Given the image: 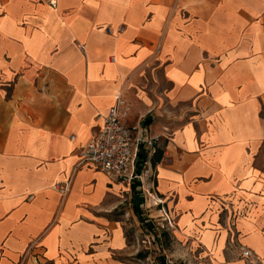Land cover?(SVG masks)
Here are the masks:
<instances>
[{
	"label": "crops",
	"instance_id": "crops-1",
	"mask_svg": "<svg viewBox=\"0 0 264 264\" xmlns=\"http://www.w3.org/2000/svg\"><path fill=\"white\" fill-rule=\"evenodd\" d=\"M50 1L0 0V264H131L130 186L78 166L117 95L176 241L264 253V0Z\"/></svg>",
	"mask_w": 264,
	"mask_h": 264
},
{
	"label": "rangeland",
	"instance_id": "rangeland-1",
	"mask_svg": "<svg viewBox=\"0 0 264 264\" xmlns=\"http://www.w3.org/2000/svg\"><path fill=\"white\" fill-rule=\"evenodd\" d=\"M149 167L142 169L141 181L120 194L117 211L125 224V234L133 256L131 264H264V253L244 247L222 248L219 244L205 249L201 244L179 243L173 235V219H166L160 201L147 182ZM150 176V175H148ZM208 250V251H207ZM250 256L244 258L242 251Z\"/></svg>",
	"mask_w": 264,
	"mask_h": 264
},
{
	"label": "built area",
	"instance_id": "built-area-1",
	"mask_svg": "<svg viewBox=\"0 0 264 264\" xmlns=\"http://www.w3.org/2000/svg\"><path fill=\"white\" fill-rule=\"evenodd\" d=\"M50 3L54 4L53 0ZM159 147L160 137L149 134L144 120L131 122L128 105L121 95H117L101 126L78 150V166L103 172L115 181L131 186L135 180L141 181L142 169L151 167L150 159ZM165 216L168 220L167 212ZM242 256L248 258L250 252L243 250Z\"/></svg>",
	"mask_w": 264,
	"mask_h": 264
},
{
	"label": "trees",
	"instance_id": "trees-1",
	"mask_svg": "<svg viewBox=\"0 0 264 264\" xmlns=\"http://www.w3.org/2000/svg\"><path fill=\"white\" fill-rule=\"evenodd\" d=\"M162 158V150L159 148L157 151V154L154 157H151L150 164L151 166L155 164L156 162L160 161Z\"/></svg>",
	"mask_w": 264,
	"mask_h": 264
}]
</instances>
